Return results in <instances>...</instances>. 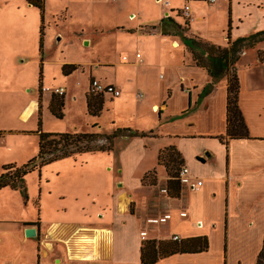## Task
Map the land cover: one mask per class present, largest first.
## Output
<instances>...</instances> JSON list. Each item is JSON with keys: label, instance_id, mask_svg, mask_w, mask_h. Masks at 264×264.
<instances>
[{"label": "crops", "instance_id": "obj_1", "mask_svg": "<svg viewBox=\"0 0 264 264\" xmlns=\"http://www.w3.org/2000/svg\"><path fill=\"white\" fill-rule=\"evenodd\" d=\"M140 1L149 2L151 12L146 16L148 23L138 22V29L126 28L137 31L136 37L132 35L137 47L133 59L125 61L124 54L116 61L98 63L94 68L103 65V72L94 74L89 68L86 78L87 87L89 78L95 77L119 88L118 96L104 100L99 114L110 109L119 115L123 110L118 104L130 96L120 76L121 68L134 74L128 83L138 87L134 96L137 100L144 97L142 104L150 109L152 117L132 111L128 126L112 125L111 130L127 127L152 133L144 137L121 136L123 150L106 161L115 173L104 194L97 190L87 193L85 203H77L70 210L62 204L57 212L62 211L64 216L48 221L46 226L40 220L23 221L19 238L23 243L31 242V247L35 245L38 264L44 260L46 264H142L141 243L145 235L151 236L146 227L168 216L172 221L170 233H177L181 239L204 235L208 248L173 254L152 264H255L264 241V59L260 57L264 55V40L244 50L236 63L238 105L248 134L221 141L226 131L227 81L222 78L214 82L204 68L193 63L181 36L176 34L178 30L166 18L182 26V16L173 10L188 5L190 19L182 34L225 46L229 24L232 40L264 29V0ZM206 9L217 16V24L201 36L192 26L198 16L207 24L208 14L202 16ZM163 28L167 34L162 33ZM209 34L221 39V44L210 40ZM84 63L71 62L78 67ZM105 66L115 67L111 77ZM207 87L209 90L204 92ZM46 88L42 92L51 91ZM64 90L63 99L67 96ZM27 91L34 95L35 90ZM38 106V100L29 97L16 115L8 111L18 125L2 126L0 122V135L3 131L26 133L28 130L20 123L30 120ZM95 127L100 129L98 124ZM169 145L177 148L184 161L182 168L187 169L181 176L179 198L167 196L163 182L159 183L165 176L157 154ZM156 168L160 171L157 183L143 184L142 175ZM197 181L201 184L192 188ZM178 207L180 214L176 213ZM28 226L36 228L35 236L25 235ZM11 264L22 263L14 260Z\"/></svg>", "mask_w": 264, "mask_h": 264}, {"label": "rangeland", "instance_id": "obj_2", "mask_svg": "<svg viewBox=\"0 0 264 264\" xmlns=\"http://www.w3.org/2000/svg\"><path fill=\"white\" fill-rule=\"evenodd\" d=\"M220 2L223 1L216 3ZM200 8L204 10L205 6L201 5ZM173 11L182 16L183 22L190 19L184 8ZM149 12V2L140 0H44L42 11L26 0H0L1 125L17 126L14 117L8 116V111H14L16 115L29 97L36 98L39 103L31 119L20 123L28 130L26 133H1L0 172L5 164L20 166L37 154L38 135L35 132L38 121L43 132L82 133L94 130L105 134L102 139L89 142V145L95 146L105 141V136L112 131V125L128 126L129 112L137 110L152 117L150 109L142 104L144 97L137 100L134 96V90L137 91L138 87L128 83V79L135 75L125 67L121 68L120 76L124 78L130 96L118 104L123 110L119 115L106 109L99 117L92 116L87 113L85 103L87 89V92L95 94L90 81L97 79L89 78L87 87L88 69H92L94 74L102 73L103 65L96 69V64L116 61L124 54L125 61H131L137 48L134 39L137 31L133 33L126 28L138 29V22L148 23L146 16ZM205 12L202 16L207 17L208 14L207 24L198 16L192 26L193 31L201 36L217 24V16L213 17L207 9ZM209 36L210 40L221 44V39L211 34ZM79 61H84V65L76 66L68 74L63 73V65ZM112 67L105 66L108 77L113 75L112 69L115 67ZM83 69L84 72L81 71ZM62 85L66 88L67 96L63 99V116L57 118L49 110L52 92H42L40 88L53 89ZM27 89H31V92L35 90L34 95H30ZM100 96L103 101L110 97L103 93ZM93 123L98 124L101 130L98 127L91 129ZM121 136L113 139L112 150L76 153L42 165L25 176L24 191L10 187L0 189V264H11L14 260L22 264H38L35 245L34 249L31 242L23 243L19 238L20 223L40 220L46 226L48 221L64 216L62 211L57 212L62 204L70 210L77 203H85L87 193L97 190L104 194L110 189V178L115 171L109 170L106 161L117 157L123 150L125 143ZM161 166L165 177L159 179V183L163 182L166 188L169 175L164 165ZM155 170L157 183L160 171ZM68 210L67 214H71ZM170 221L171 217L168 216L152 221L146 227L151 236L145 235L143 238L157 241L168 237L171 234ZM46 263L47 260H44L43 264Z\"/></svg>", "mask_w": 264, "mask_h": 264}, {"label": "trees", "instance_id": "obj_3", "mask_svg": "<svg viewBox=\"0 0 264 264\" xmlns=\"http://www.w3.org/2000/svg\"><path fill=\"white\" fill-rule=\"evenodd\" d=\"M26 1L38 7L41 11L43 10L44 0ZM166 21L172 22L173 26L178 30L176 34L181 36V41L189 52L195 65L204 68L214 82L224 77L226 78V131L224 135L220 136V140L224 141L226 139L246 137L248 129L238 105L239 84L235 69L240 52L247 48H253L257 42L264 40V29L248 35L239 36L232 40L229 32V24L227 30V44L225 46H220L200 38L183 35L182 30H184L188 24L187 19L182 26L175 23L170 18H166ZM162 33L167 34V31L163 28ZM260 57L264 59V55ZM75 68V64H66L63 65L62 71L64 74H68ZM41 90L42 87L40 88V91ZM206 90H209V88H204V92H206ZM98 94L99 93L94 94L87 92L85 95L87 113L92 116H98L103 108V98ZM63 104V95L52 92L49 110L55 117L62 118ZM95 126L96 123H93L91 129ZM35 133L38 135L37 154L20 166L13 163L3 165L0 172V189L10 187L12 189L24 191L25 176L52 160L81 152L108 151L112 149L113 139L119 135L144 137L150 135L152 131L144 132L127 127H117L105 136L104 142L102 140L101 144L95 146L89 145V142L100 140L105 134L94 130L82 133L43 132L40 128L39 121ZM83 143H85L84 146H82ZM157 163L160 166L163 164L169 175L165 188L167 196L179 198L181 191L180 170L184 163L180 152L173 145L163 147L158 151ZM155 172L156 170L153 169L144 173L141 177L142 183L148 185L156 184ZM178 208L180 214L181 208ZM172 233L173 232H171V234ZM171 234L157 241L155 239L143 238L140 247V262L142 264H152L161 258L173 254L196 253L208 248V239L204 235L172 239ZM255 264H264V241Z\"/></svg>", "mask_w": 264, "mask_h": 264}, {"label": "built area", "instance_id": "obj_4", "mask_svg": "<svg viewBox=\"0 0 264 264\" xmlns=\"http://www.w3.org/2000/svg\"><path fill=\"white\" fill-rule=\"evenodd\" d=\"M208 1H213V0H208ZM184 9L186 11V13L188 12V5L184 6ZM136 57H139V54L136 53ZM124 59H126V56L123 57ZM90 86L93 92L95 93H100V94H108L111 97H116L120 94V90L117 86H115L114 84L111 83H103L100 80L97 79H92L90 81ZM48 88L46 87H42V90H45ZM51 92L58 94V95H63L64 94V88L63 87H55L53 89H50ZM187 172V169L184 167L180 170V176H182L183 174H185ZM201 184V181H197V185L196 186H192V188L198 187ZM177 214H179V211L176 212ZM172 239H179L178 234L176 233H172L171 234Z\"/></svg>", "mask_w": 264, "mask_h": 264}, {"label": "water", "instance_id": "obj_5", "mask_svg": "<svg viewBox=\"0 0 264 264\" xmlns=\"http://www.w3.org/2000/svg\"><path fill=\"white\" fill-rule=\"evenodd\" d=\"M26 236H35L36 235V228L34 226L26 227L24 231Z\"/></svg>", "mask_w": 264, "mask_h": 264}]
</instances>
